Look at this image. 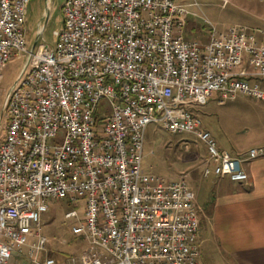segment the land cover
I'll return each instance as SVG.
<instances>
[{"label":"built area","instance_id":"obj_1","mask_svg":"<svg viewBox=\"0 0 264 264\" xmlns=\"http://www.w3.org/2000/svg\"><path fill=\"white\" fill-rule=\"evenodd\" d=\"M30 2L0 0V70L26 58L3 104L0 264L25 251L55 264L39 261L40 221L65 199L86 202L73 232L89 247L74 264H204L196 195L186 175L166 183L143 171L146 128L195 135L208 154L204 177L247 181L243 163L264 150L235 157L190 110L214 95L264 104V32L213 28L200 43L185 38L188 11L175 0H67L56 47L29 50Z\"/></svg>","mask_w":264,"mask_h":264},{"label":"rangeland","instance_id":"obj_2","mask_svg":"<svg viewBox=\"0 0 264 264\" xmlns=\"http://www.w3.org/2000/svg\"><path fill=\"white\" fill-rule=\"evenodd\" d=\"M66 1L31 0L25 24L29 50L34 47L37 49L41 44L51 50L56 47L64 27L62 8ZM175 2L188 11L185 38L189 41L205 43L213 28L219 33H226L232 27H244L258 39L264 32V1L228 0L226 5L224 0ZM39 31L43 32L41 39L38 38ZM25 63V57H13L0 70V142L8 124V117L3 111L5 97ZM217 100L218 97L214 95L207 105L191 108L190 111L201 128L209 131L221 148L238 158L246 157L251 149L264 150V104L246 96H239L224 104H218ZM103 104L107 102L102 101L101 105ZM61 135L62 133L60 137ZM207 158L205 145L195 135L168 132L159 122L148 124L142 160V168L147 175L166 183L177 181L182 175H186L190 188L202 201V198L218 192L217 185L213 182L214 174L208 178L203 176ZM245 166L243 163V168ZM49 206L48 212L42 215L40 221L39 232L46 238V244L39 261L52 258L55 264H74L78 255L89 247L83 234L73 232L78 221L84 219L86 202L84 199L75 202L69 199L53 200ZM70 211H76L78 217L67 218L66 214ZM207 231L206 227L202 229V235L209 237V241L199 244V259L204 264H229L213 245ZM34 242L36 238L30 237L29 244ZM28 263L31 262L14 256L7 264Z\"/></svg>","mask_w":264,"mask_h":264},{"label":"crops","instance_id":"obj_3","mask_svg":"<svg viewBox=\"0 0 264 264\" xmlns=\"http://www.w3.org/2000/svg\"><path fill=\"white\" fill-rule=\"evenodd\" d=\"M257 159L244 162L247 181L237 183L215 176L213 182L218 192L202 201L196 195L200 219L198 243L209 241V237L202 235L206 227L211 242L229 264H264V156ZM26 252L15 257L31 262Z\"/></svg>","mask_w":264,"mask_h":264},{"label":"bare ground","instance_id":"obj_4","mask_svg":"<svg viewBox=\"0 0 264 264\" xmlns=\"http://www.w3.org/2000/svg\"><path fill=\"white\" fill-rule=\"evenodd\" d=\"M161 125L163 126V123H161Z\"/></svg>","mask_w":264,"mask_h":264}]
</instances>
